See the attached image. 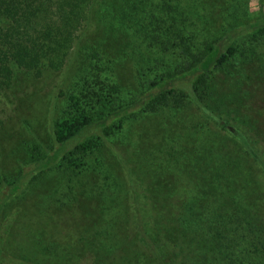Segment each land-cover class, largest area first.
<instances>
[{
    "label": "rangeland",
    "instance_id": "obj_1",
    "mask_svg": "<svg viewBox=\"0 0 264 264\" xmlns=\"http://www.w3.org/2000/svg\"><path fill=\"white\" fill-rule=\"evenodd\" d=\"M213 1L208 2L212 4ZM244 1L248 23L264 20V0ZM110 27L116 33H123L119 42L110 40L113 35ZM119 28L120 23L115 18L101 17L99 24L93 23L91 30L81 37L63 71L44 72L37 77L15 70L13 81L0 87V204L2 192L9 191L11 186L16 188V193L6 200L0 212V264H38L28 252L32 244L30 239L36 233L44 246L55 245L59 252H65L67 246L82 249L85 241L81 237L86 236H90L89 244L95 248L93 236H97L94 231L102 220L113 216L121 221L122 226L121 213L129 214L131 204H138L145 197L175 198L181 195V189V193H188L192 201L201 199L203 197L198 195L195 187L196 178H192L194 182H187L185 178L207 162L223 169V185L236 189L233 185L243 184L244 188L250 189L249 195L257 199L264 197V36L259 45L251 44L248 36L237 40L245 41L250 52L240 65L237 76L225 77V84L221 85L224 91L222 87L219 90L220 93L226 92L236 114L231 110L223 115L216 113L215 108L207 110L204 102L200 103L195 95L192 96L194 81L187 77L179 78L172 85L184 102L182 109L154 111L153 114L148 109L147 97L158 91L152 89L151 76L144 78V75L146 60L157 56L145 47L134 48V52L126 48L125 44L130 47L140 42L138 35L137 39L130 40L126 34L129 30ZM216 29L217 26L212 24V33ZM94 50H100L115 60L110 68L104 66L106 58L97 63L98 69H105L99 76L98 87L107 89L114 83V99L103 106L124 110L115 116V122L108 123L110 126L123 121V130H115L105 137L102 128H91L80 142L93 139L98 147L86 157L82 171L70 175L61 157L50 160L47 167L35 170L29 165L31 149L38 146L40 152L43 151L41 155H49L51 148H55L54 125L66 115L68 99L75 96L80 75L89 82L95 81L90 77L93 71L89 68H95L90 61ZM82 68L84 72H80ZM219 118L239 127L240 134L236 136L228 129H219ZM198 119L206 124L202 136L196 126ZM239 138H243L245 144ZM76 145V141L71 144L72 147ZM67 150H71L70 147ZM171 154L174 158L169 157ZM174 162L176 167L171 169ZM244 170L250 178L244 177ZM102 175L115 182L113 189L100 191ZM204 176L210 179L212 174L207 176L205 173ZM239 181L242 182L240 185ZM202 187L206 188L205 185ZM174 188L175 196L170 194L174 193ZM206 197L210 202H202L200 214L217 206L211 193ZM174 198L169 206V218L174 223L167 227L168 232L164 230V234L160 228L153 229L155 239L148 241V249L130 241L137 229H132L126 219L127 224L122 229L132 232L127 242L121 245V250L125 255L129 252L131 257H134L133 253L138 255L141 260L135 264H145L146 259L148 264H158L159 249L165 255L162 254L163 264H204L197 262L188 248L178 242L181 238L179 217L173 211ZM239 209L232 208L227 212L221 206L217 210L220 215L217 219L225 223L223 226L228 228L229 225L231 230L240 229L241 224L232 223L237 219L228 224L229 213L240 216ZM124 236L127 239V235ZM168 249L175 251L172 253ZM91 254V250L86 249L78 264H91ZM49 263L59 264L54 260Z\"/></svg>",
    "mask_w": 264,
    "mask_h": 264
},
{
    "label": "trees",
    "instance_id": "obj_2",
    "mask_svg": "<svg viewBox=\"0 0 264 264\" xmlns=\"http://www.w3.org/2000/svg\"><path fill=\"white\" fill-rule=\"evenodd\" d=\"M208 1L210 0H0V87L13 81L15 70L32 73L37 77H41L44 72L60 73L77 49L81 37L91 30L92 24L98 25L101 17H111L119 21V30H129L126 34L130 40L137 39L138 35L140 42L130 47L125 44L126 48L133 49L134 52V48L145 47L157 56L156 59L146 60L144 75V78L151 76L152 89L158 91L147 97L151 113L181 110L184 102L177 96L172 85L179 78L187 77L194 81L192 96L195 95L200 103L204 102L207 110L215 108V112L222 115L231 110L236 114L231 109L226 92L220 93L219 90L222 87L224 91L221 85L225 84V77L237 76L241 70L240 65L250 52V48L244 45L245 41L237 40L248 36L251 44L259 45L264 36V20L248 23L243 9L244 0H212V4ZM212 24L217 26L214 33L211 30ZM110 31L113 35L108 37L112 42H119L123 37V33H116L113 27H110ZM101 58L107 60L104 66H113L115 60L111 56L100 50L93 51L90 61L95 68H89L93 71L90 77L95 81L89 82L88 78L80 75L75 96L68 99V110L64 113L66 115L54 125L55 148H51L49 155H41L43 151L40 152L38 146L31 149L29 165H33L35 170L43 169L50 160L61 157L67 164L65 170L70 175L80 169L82 171L86 157L98 147L93 139L80 142L87 132L91 128H102L105 137H108L115 130H123V121L108 126L124 110L112 107L107 109L103 106L113 101L115 91L114 83L107 89L98 87L101 71L105 70L96 67ZM82 70L83 68L80 72ZM218 121L219 129H228L236 136L240 134L236 125L231 126L221 118ZM197 125L198 133L202 136L205 121L198 119ZM239 139L245 144L243 138ZM75 141L77 145L72 147L71 144ZM255 146L254 144V150L257 149ZM68 147L71 150H67ZM170 148L174 150L172 146ZM247 148L252 149L250 146ZM169 157L174 158L172 154ZM175 167L176 162L170 165L171 169ZM205 173L207 176L212 174L211 178L215 180L206 178ZM243 174L247 179L250 178L245 170ZM102 177L100 191L113 189L115 182L108 176ZM193 177L197 180L195 187L198 195L203 198L192 201L190 195L182 194L180 189L181 195L175 198L164 199L163 196L156 195L153 199L145 197L138 204L133 202L129 214L121 213L122 226L121 221L113 216L102 220V224L98 223L99 227L94 231L97 237L93 236L96 239L95 248L89 244L90 236H86L81 237L85 241L82 249L67 246L65 252H59L55 245L44 246L36 233L32 238L27 236L32 242L28 252L36 258L38 264H52L49 263L50 260L59 264H78L77 261L84 256L86 249L92 252L89 258L91 264L139 263L141 258L138 255L133 253L134 257H131L129 252L125 255L121 250V245L127 242L132 232L130 229L123 230L122 227L128 222L132 229H137L130 241L133 245L139 243L148 249V241L155 239L152 230L160 228V232L164 234V230L168 232L167 227L174 223L169 218L170 200L174 198L173 211L179 217L181 238L178 242L188 248L189 254L195 256L197 262L264 264V197L257 199L249 195L250 189L244 188L241 181L238 184L242 186H237L236 183L233 185L236 189L223 185V169L217 168L215 163L201 165L185 179L187 182H194ZM204 185L205 189L202 187ZM10 188L9 191L2 192L0 212L6 200L16 193L15 186ZM173 191L170 194L175 196V188ZM209 193L217 206L200 214L202 202ZM221 206L227 212L232 208H240V216L229 213L228 217V224L237 219L232 223L241 224L240 229L231 230L228 224L227 228L223 226L224 222L217 219L220 216L217 210ZM175 249L168 251L174 253ZM159 251L158 264H163L164 253L161 249ZM148 263L146 259L145 264Z\"/></svg>",
    "mask_w": 264,
    "mask_h": 264
}]
</instances>
